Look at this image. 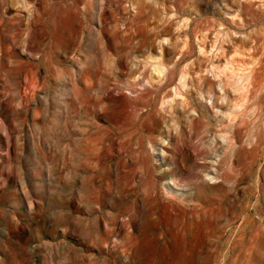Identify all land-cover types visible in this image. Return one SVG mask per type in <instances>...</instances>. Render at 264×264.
I'll return each instance as SVG.
<instances>
[{"label": "rangeland", "instance_id": "1", "mask_svg": "<svg viewBox=\"0 0 264 264\" xmlns=\"http://www.w3.org/2000/svg\"><path fill=\"white\" fill-rule=\"evenodd\" d=\"M73 1L0 0V264H264V159L245 153L252 131L235 142L236 118L224 115L209 160L198 151L211 132L162 142L148 125L128 129L118 97L140 85L127 89L124 69L109 75L107 63L121 61L125 19L137 11L92 0L86 43L75 26L86 0ZM168 1L204 33L222 19L245 31L222 0ZM145 28L132 27L141 33L132 45L147 42Z\"/></svg>", "mask_w": 264, "mask_h": 264}, {"label": "bare ground", "instance_id": "2", "mask_svg": "<svg viewBox=\"0 0 264 264\" xmlns=\"http://www.w3.org/2000/svg\"><path fill=\"white\" fill-rule=\"evenodd\" d=\"M77 1H73L72 9H76ZM126 1L137 12L125 19L122 36L125 51L121 61L115 62L110 58L107 71L114 76L121 66L126 77L125 87L136 89L140 85L133 98L118 97V105L128 129L132 125L138 129L148 125L157 131L162 142L166 139L175 140L177 136L201 141L199 136L211 132L214 136L211 135L209 143L206 140L207 147L197 151L199 155L204 154L212 160L218 156L224 138L220 130L226 115L230 120L236 118L231 128L235 142L241 141L244 130L252 131L254 143L245 149L251 163L257 158L264 159V1L222 0L226 12L236 11L235 16L244 21L240 27H244L245 31L235 30L239 29L235 27L237 22L222 19L217 26L211 25L213 30L208 34L203 32L206 28L203 29L199 24L190 25L189 8L185 9L178 3L168 0ZM172 11L174 13L168 16ZM80 14L83 25H79L77 14L73 13L75 26L80 27L88 43L87 36L92 31V0L85 1ZM132 27L149 29L144 36L146 43L139 41L132 45L141 34L140 30L133 34ZM211 33H214L213 37ZM194 39L199 56L191 59ZM151 40V46L145 47ZM155 41L158 42L156 47ZM164 42H168L169 46L164 45ZM171 63H174L172 67ZM209 72L214 79L208 76ZM131 78L134 81L130 82ZM80 85L83 92L95 90L96 80L91 70L83 73ZM234 92H237L236 97ZM206 100H211V107L216 110L214 116L210 114ZM86 101L90 102L91 99ZM232 107L235 111L228 112ZM228 119L227 123L230 122ZM206 171L208 176L214 173L213 169Z\"/></svg>", "mask_w": 264, "mask_h": 264}]
</instances>
